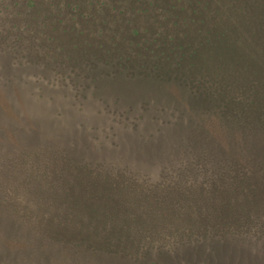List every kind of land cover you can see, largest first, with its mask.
Returning a JSON list of instances; mask_svg holds the SVG:
<instances>
[{"label": "rangeland", "instance_id": "obj_1", "mask_svg": "<svg viewBox=\"0 0 264 264\" xmlns=\"http://www.w3.org/2000/svg\"><path fill=\"white\" fill-rule=\"evenodd\" d=\"M242 1L253 2L212 0L228 19L211 26L227 30L241 53L254 47L264 52V6H259L264 0H255L257 9L251 13ZM167 8L160 1V7L150 6L154 14L149 20L135 17L141 37L167 39L185 28L193 30V23L189 20L185 27L183 18H178L182 25L174 26ZM50 11L58 13L45 5L33 16L32 29L49 33L44 23L63 18L50 16ZM84 12L90 16L62 12L66 22L59 24L57 39L70 43L65 47H89L88 34L111 19L99 9ZM128 12L123 25L113 29L127 34L133 26ZM242 14L246 22L239 19ZM258 23L263 36L252 32ZM72 24L83 33L68 31ZM261 60L263 68L250 63L251 71L264 74V53ZM54 68L61 69L49 58L43 63L32 56L25 62L14 58L10 48L0 52V190H19L15 181L30 176L33 183L22 181V190L39 201V206L28 202L14 214L19 221L25 223L29 212L26 224L35 234L45 231L53 239H70L59 243L63 252L82 241L96 252H124L132 262L125 264H264V169L253 163L257 154L264 161V125L254 132L232 127V138L219 126L225 139L214 136L205 143L199 138L194 144L190 119L197 116L205 128L208 124V112L195 105L201 95L193 96L171 80L158 83L147 76L118 74L108 64L79 65V74L61 71L64 77H54ZM258 111L254 118L261 120L264 113ZM238 143L242 154L247 152L244 158L230 151ZM188 155L198 157L204 169L161 176L162 164ZM67 158L84 160L76 162L83 170L66 168L60 159ZM233 159L236 166L229 165ZM167 177L172 188H163ZM188 178L198 186L184 187Z\"/></svg>", "mask_w": 264, "mask_h": 264}, {"label": "trees", "instance_id": "obj_2", "mask_svg": "<svg viewBox=\"0 0 264 264\" xmlns=\"http://www.w3.org/2000/svg\"><path fill=\"white\" fill-rule=\"evenodd\" d=\"M4 1L6 0H0V52L10 48L14 58L20 57L25 62L29 61L32 56L43 63L49 58L61 68H54V77H58L59 74L64 77L61 75L62 72L67 76L71 72H75L77 75L79 74V65L82 69L83 66H91L94 62L108 64L114 67L118 74L147 76L150 77L149 79L157 80L158 83H165L168 80L176 82L187 93L189 90L193 96L201 95L200 101L195 105L199 107L201 112H208L207 128L204 127L199 117L194 116L190 119L192 125L190 130L192 135L190 136H192L194 144L199 138L205 143L214 136L217 139L219 137L225 139L226 134L220 132L221 126L232 138V127L239 128L243 132H250V130L254 132L264 125V118L255 119L257 109L259 110L258 113H264L262 109L264 106V74L257 70L251 71L250 67L251 63L252 67L263 68L261 59L264 52H260L254 47L251 49V53H241L236 46V40L229 36L227 30H215L211 24L224 25L223 22L228 19V15L225 11L222 12L217 5L213 7L211 5L212 0H76V3L73 0H8V3ZM160 1L168 6V16L170 18L175 17L174 26H180L182 22L185 23V27L189 26L190 20L194 26L193 30L190 31L187 28L181 30L179 28L182 33L170 35L167 39L164 37L158 39L151 35L147 38L141 37L142 30L140 25L136 24L135 17L141 15L145 20H149L147 19L148 16L154 14L150 6L160 7ZM252 1L250 4H245L242 1L245 5L242 8H247L249 13L255 7L257 9L255 0ZM138 2L142 3L139 4V7H137ZM45 5L55 8L58 12L50 11V16L58 17L61 15L63 17L58 21L44 23L45 28L51 29L47 34L32 29V23L35 21L33 16L42 13ZM260 5L264 6V3L260 2ZM93 9L102 10L111 19H104L97 31L88 34L92 38V41H89V47L79 44L65 47V44L70 43L57 39L61 32L59 24H65L63 23L65 18L62 12L80 13L79 15L82 17L88 18L90 13L84 11H92ZM127 12L129 19L133 21V26L127 34H124L113 28L123 25L122 21L126 18ZM76 17L77 15H75ZM156 17L155 15L153 19ZM44 18L46 20V14H44ZM178 18H183L182 22ZM239 19L246 22L247 15L242 14ZM256 28L257 31L252 30L255 36L259 34L263 36L260 23L256 25ZM148 29L146 28V30ZM76 30L77 27L74 24L68 27V31L73 34L81 35L83 33L81 30ZM180 34L182 36H179ZM238 34L243 41V33L238 32ZM262 44L264 45V43ZM81 48L87 49L81 52ZM230 151L242 155L243 158L247 155L244 149L246 155L242 154L240 143L238 146L232 147ZM257 158L260 159V164L257 163ZM198 159L193 155L176 156L172 162L169 161V163L159 167L160 174L167 176L173 170H193L194 172L203 170V166L198 165ZM249 159L252 158L249 157ZM255 159H253V163L263 170L264 161L261 160V156L257 154ZM77 161L83 162L84 160L60 159L66 168L72 167L83 170V167L76 163ZM236 162L233 159L229 165L236 166ZM226 167L224 166V168ZM22 181L29 185L33 183L30 176H22L18 178V182L15 181L17 183L16 188L20 187L21 189L0 190V208L8 211L4 212L0 209V264L132 263L127 260L126 254L122 251L111 250L108 252L102 250L96 252L85 246L82 241L72 242L68 246V250L64 249L63 252L59 243H67L70 239H53L45 231L35 234L33 228L26 224L29 221L26 219L29 212H26V216L23 217L25 223L15 217L20 210L26 209L29 205L28 202L36 205L39 202L36 198L29 199L32 195L22 190L25 188ZM186 184L198 186L191 178L184 182V187ZM125 185L130 189L128 182ZM160 186H165V184ZM166 186L168 187L163 188L174 186L168 177ZM26 187L30 188L31 186ZM49 217L53 219V213H50ZM20 237L22 240L18 239ZM28 240L32 243L25 242Z\"/></svg>", "mask_w": 264, "mask_h": 264}]
</instances>
